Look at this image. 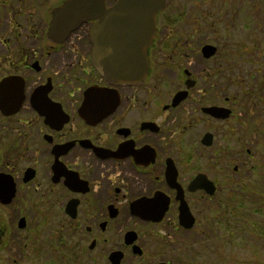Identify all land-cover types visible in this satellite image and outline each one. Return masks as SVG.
<instances>
[{
  "label": "flooded vegetation",
  "instance_id": "1",
  "mask_svg": "<svg viewBox=\"0 0 264 264\" xmlns=\"http://www.w3.org/2000/svg\"><path fill=\"white\" fill-rule=\"evenodd\" d=\"M67 1L0 0V261L20 263L17 256L31 250L30 262L47 251L48 262L53 239L62 246L63 232L81 231L88 250L102 240L103 258L112 264L119 251L124 264L127 251L141 257L143 246L131 227L116 244L118 217L150 230L190 231L203 207H212L219 181L231 184L229 161L213 151L223 147L214 144L226 137L233 109L222 75L205 79L214 67L151 62L169 38L175 43L168 52L181 42L169 27L175 20L166 0L155 17L146 73L133 83L109 81L94 66L89 28L96 19L50 31L58 12L68 21ZM230 163L237 174L238 164ZM53 221L54 234L43 238ZM107 231L112 236H102Z\"/></svg>",
  "mask_w": 264,
  "mask_h": 264
},
{
  "label": "rangeland",
  "instance_id": "2",
  "mask_svg": "<svg viewBox=\"0 0 264 264\" xmlns=\"http://www.w3.org/2000/svg\"><path fill=\"white\" fill-rule=\"evenodd\" d=\"M166 10L175 20L169 27L181 42L179 48L168 52L175 43L169 38L168 44L162 46L164 52L159 48L151 62L167 67L211 66L214 74L205 72L209 80L222 75V92L230 98L233 115L224 138L227 144L224 146V139L219 137L214 148L223 147L213 154H221L229 161L226 164L231 184L219 181L218 192L209 201L212 207H203L198 215L200 223L190 231L172 232L158 227L150 230L129 215L118 217L116 244L121 245L123 231L131 227L140 233L143 255L136 257L127 251L124 264H264V0H166ZM207 44L215 48L209 57L201 53V46ZM230 159L238 164L237 174L232 171ZM239 187L242 192H238ZM231 193L238 196L232 197ZM12 216L14 213L6 215V219ZM247 218L256 219V231ZM56 227L53 221L42 237L54 234ZM13 234L7 235L8 243ZM21 234L24 238L25 234ZM109 234L107 231L102 236H112ZM54 241L47 258L50 261L45 262L47 251L38 255L35 263L30 262V250L28 257L17 256L20 263L16 264H109L103 258L107 247L102 240L88 250L90 239L86 240L81 231L63 232L62 246ZM5 259L6 256L0 264H13Z\"/></svg>",
  "mask_w": 264,
  "mask_h": 264
},
{
  "label": "water",
  "instance_id": "3",
  "mask_svg": "<svg viewBox=\"0 0 264 264\" xmlns=\"http://www.w3.org/2000/svg\"><path fill=\"white\" fill-rule=\"evenodd\" d=\"M164 1L117 0L114 5L106 7L104 0H68L63 5L68 21L62 22L58 12L51 22L50 31H71L81 22L96 19L89 28L94 66L109 81L133 83L146 73L147 47L155 35V17ZM214 51L212 45L202 47L205 56L212 55ZM133 233L129 231V235ZM134 248L138 249L137 246ZM121 256V252H113L110 255L112 264H119Z\"/></svg>",
  "mask_w": 264,
  "mask_h": 264
},
{
  "label": "trees",
  "instance_id": "4",
  "mask_svg": "<svg viewBox=\"0 0 264 264\" xmlns=\"http://www.w3.org/2000/svg\"><path fill=\"white\" fill-rule=\"evenodd\" d=\"M247 220H248V222H250V223H252V222L254 223L255 227H253V228H254L255 231H256V219L252 221L251 219H248V218H247Z\"/></svg>",
  "mask_w": 264,
  "mask_h": 264
}]
</instances>
